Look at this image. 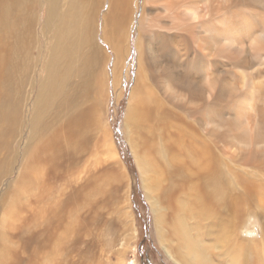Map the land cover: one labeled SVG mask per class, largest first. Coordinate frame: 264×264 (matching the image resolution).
<instances>
[{
	"label": "bare ground",
	"instance_id": "obj_1",
	"mask_svg": "<svg viewBox=\"0 0 264 264\" xmlns=\"http://www.w3.org/2000/svg\"><path fill=\"white\" fill-rule=\"evenodd\" d=\"M38 5L53 40L30 117L33 151L14 193L25 195V214L33 187L49 196L62 159L94 141L115 195L128 187L106 121L111 93L119 106L126 91L123 131L168 254L177 264H264V0H0V119L11 133L35 63ZM53 203L12 229L34 257L2 252L0 264H82L85 222L62 230L72 215Z\"/></svg>",
	"mask_w": 264,
	"mask_h": 264
},
{
	"label": "rangeland",
	"instance_id": "obj_2",
	"mask_svg": "<svg viewBox=\"0 0 264 264\" xmlns=\"http://www.w3.org/2000/svg\"><path fill=\"white\" fill-rule=\"evenodd\" d=\"M34 14L36 16V22L34 26V47L36 53H33L35 63L31 68L32 71L29 75V82L23 90L24 95L22 94L23 99L21 100V106L19 108V121L21 123L19 122V126L17 125L18 128L16 127L17 129H15V131L12 130L13 133H11L6 124L0 119V257L2 258V252L4 254H8L7 251H10V253L12 254L14 250L22 249H25L26 255L34 257V255L30 253V245L27 244V236L24 234L19 235V233H12L15 232L12 231V229L20 227V219L23 220L24 217H27V215L30 214H40L41 212H44L43 209L46 207V205L47 208H50V205H52L51 208H56L57 204H54L53 202L56 201V203H58L60 201V203H63V206H66L67 208L66 209L64 207L63 212L72 215V217L70 216L68 219L66 217L60 219L62 230L65 228V225H67V230V228L71 227L74 222H76V224H78L80 221L85 222L86 228L82 227L83 231L78 237L81 242L80 256L82 259L80 258V262L82 264H177L175 259H173L168 254L169 252L166 251L165 244L160 241L161 230H159V227L157 225L155 211L152 205L155 203L153 201H150L149 198L146 197L145 191L142 189L140 172L138 170L135 157L132 153L131 145L129 144V141L123 131L127 109L126 97H128L129 94H126V91L125 96L123 97V100L121 101L119 106L117 105L118 102L115 101L116 98L114 92L113 94L111 93L112 96L110 98V105H108L109 113L106 121L108 122L109 128H111L110 130L113 133L115 145L120 154L119 156L121 157L119 158V161L121 162L125 173L128 172L127 178L129 182L127 179V181L125 180L126 182H128V187L127 183H125L124 187L121 188L122 191L120 190L119 194L117 196L115 195L114 190L117 187V184H112V182L110 181L111 171L108 172L107 167L102 166L104 163L102 164V159L99 158L98 153L96 154L97 150L94 141L90 144V147L83 151L84 153L82 152L80 155H76L72 158H63L65 160L62 159L61 167L57 169L58 171L61 168L59 170L60 172H57V177L52 176L51 180H49V186L53 188L52 190H50L49 196L45 193L43 194L44 198H42L39 195L40 190L39 188L37 189V186L33 187L34 189L31 188L33 189L32 191L35 190L33 194L34 196L36 195V198L32 196L33 194H31L32 198L29 196L32 200L30 204H33V210L29 209L28 212L30 214H25V195L22 194V198H14L15 191H17L23 183L20 177L22 176V174H24L22 170L28 163V155H31L33 151L32 145L34 144L29 143L31 136V133L29 135V132H31L30 117H32V109L34 106V102L37 99L39 88L44 76H46L44 65L49 57L48 49L50 48L53 40V30L51 28H47L45 16L43 15V11L40 10V5H38L37 9L34 11ZM6 31L8 34H5V41L6 43H8V53L11 37L9 31L7 29ZM133 52L135 55V50H133ZM135 62L136 60H133L131 64L132 79H134L136 72ZM132 84V81L129 84H126L125 89L129 90ZM3 126H6V128H4ZM27 143L32 147H27ZM27 150H30L31 153L27 152ZM25 155L27 156L25 157ZM97 160L98 162H96ZM68 162L69 164H71L69 168L67 167L68 165L65 164ZM96 164H101V167L97 166V169L95 170L94 168H96ZM67 171L70 172V174H68ZM89 171H91L92 173ZM44 172L45 169H43V173ZM82 172H85L86 174L84 173L83 175ZM80 173L81 176H78V174ZM45 175L46 174L44 173L43 177ZM93 176H96V179L93 180V178H95ZM97 176L100 179H97ZM91 177L93 178L91 179ZM83 183L84 185H87L85 189H83ZM94 185H96L97 188L101 187V189L105 192L101 191L100 188H95L96 186ZM92 189H94V191ZM96 189L100 190L99 195H96L98 193L95 191ZM85 190L86 192H84ZM36 191L38 193H36ZM78 191H80L79 196L76 197L74 193H77ZM92 191L96 194L91 193ZM53 192H55V194ZM60 193L61 195H59ZM86 195H89V197L87 198ZM33 197L36 199V201L35 199H33ZM114 198L118 199L114 200ZM126 198H129V200L126 201ZM42 199L43 202L41 201ZM45 199L47 200L45 201ZM94 199L96 202L93 201ZM118 201H120L121 203L120 206H125L123 207V211L124 215L126 213L125 219L127 222L125 221L124 223H127L126 226L128 225V230L124 227L125 224L121 221V218L119 219L117 216ZM123 201L126 202L123 203ZM41 202L43 205L41 204ZM71 203H73L74 207L71 205ZM125 203H127V205ZM34 205L35 207L38 206L39 209L38 207L34 209ZM70 206L71 209L69 208ZM37 209L38 211H36ZM30 210H32V212ZM70 211L72 212L70 213ZM69 214H67V216ZM9 215L13 217L12 221L9 219ZM75 215H77V217L79 216L78 218L80 220L76 221V219L78 218H76ZM80 216L82 217L80 218ZM5 217H7L8 219ZM249 233L253 234L248 235L247 232L245 233V231L243 230L242 236H253L254 238L261 237L259 236L260 230H254L253 232ZM10 234L18 235L11 236ZM74 237L75 236H73V239ZM39 238H42V236L40 235ZM39 238L36 240L37 245H39L40 243ZM81 251L83 252V254ZM64 252L66 253L65 249ZM71 257L72 259L78 258L74 255V253Z\"/></svg>",
	"mask_w": 264,
	"mask_h": 264
}]
</instances>
